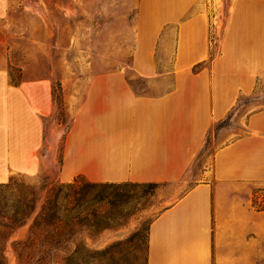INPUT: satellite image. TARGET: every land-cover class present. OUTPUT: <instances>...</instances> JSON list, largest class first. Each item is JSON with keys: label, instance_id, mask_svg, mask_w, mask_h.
<instances>
[{"label": "crops", "instance_id": "obj_1", "mask_svg": "<svg viewBox=\"0 0 264 264\" xmlns=\"http://www.w3.org/2000/svg\"><path fill=\"white\" fill-rule=\"evenodd\" d=\"M32 1L28 9L41 18L43 0ZM63 7L68 28L129 35L120 45L129 59L102 54L73 74L88 83L66 133L64 181L180 180L242 96L259 86L264 96V0H67ZM170 75L174 86L162 93L132 83ZM52 81L14 82L0 61V182L42 170ZM237 114L215 134L207 178L152 220L147 264H236L233 242L264 241V207L254 205L249 185L264 187V105L244 121Z\"/></svg>", "mask_w": 264, "mask_h": 264}, {"label": "rangeland", "instance_id": "obj_2", "mask_svg": "<svg viewBox=\"0 0 264 264\" xmlns=\"http://www.w3.org/2000/svg\"><path fill=\"white\" fill-rule=\"evenodd\" d=\"M66 1L43 0L46 11L41 18L27 7L36 5V1L0 2V11L5 12V5L8 8L7 12L0 14V61L6 63L14 82L26 77L53 76L55 105L53 112L44 115V144L40 153L42 170L38 174L15 173L10 177L15 179L14 183L0 186V214L8 212L6 204L26 191L28 184L38 187L44 175H49V179L59 177L66 133L88 83L73 80V74L90 69L92 63L101 60L102 54L108 53L105 58L114 60L116 54L129 59V55L120 49L122 43L129 41V35L103 31L102 28H68L69 18L63 7ZM216 49L214 43L213 51ZM132 83L140 92L162 93L174 86V77L170 75L165 80L156 81L136 76ZM261 89L259 86L251 95L242 96L240 106L212 127L206 151L198 154L182 179L156 184L121 181L108 187L114 203L104 204L102 211L107 217L102 227L84 226L77 234L80 248L75 260L83 264H147L152 220L190 187L207 178L206 170L212 166L217 144L215 134L220 125H234L237 113L236 117L244 121L248 112L263 106L264 96L258 93ZM249 185L253 190L254 205L264 207V187L255 183ZM28 223L16 230L0 225V264H38L36 260L30 263L20 261L14 246L15 240L25 234ZM232 248L236 264H264V241L233 242Z\"/></svg>", "mask_w": 264, "mask_h": 264}, {"label": "trees", "instance_id": "obj_3", "mask_svg": "<svg viewBox=\"0 0 264 264\" xmlns=\"http://www.w3.org/2000/svg\"><path fill=\"white\" fill-rule=\"evenodd\" d=\"M14 182L11 178L0 182V186ZM115 184L93 181L83 175L69 181L44 175L38 187L28 184L26 191L6 204L8 212L0 214V225L13 230L29 222L25 234L14 242L19 260L83 264L75 260L80 248L77 234L84 226L102 227L107 217L102 208L105 203H114L112 192L107 189Z\"/></svg>", "mask_w": 264, "mask_h": 264}]
</instances>
